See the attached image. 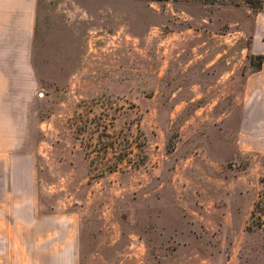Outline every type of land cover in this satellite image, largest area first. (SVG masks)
Listing matches in <instances>:
<instances>
[{"label":"rangeland","instance_id":"rangeland-1","mask_svg":"<svg viewBox=\"0 0 264 264\" xmlns=\"http://www.w3.org/2000/svg\"><path fill=\"white\" fill-rule=\"evenodd\" d=\"M38 16L0 206L76 212L81 264H264V0H38Z\"/></svg>","mask_w":264,"mask_h":264},{"label":"crops","instance_id":"crops-1","mask_svg":"<svg viewBox=\"0 0 264 264\" xmlns=\"http://www.w3.org/2000/svg\"><path fill=\"white\" fill-rule=\"evenodd\" d=\"M38 22V0H0V166L10 164L12 104L22 99L13 87L35 84ZM81 249L76 212L0 206V264H81Z\"/></svg>","mask_w":264,"mask_h":264},{"label":"trees","instance_id":"trees-1","mask_svg":"<svg viewBox=\"0 0 264 264\" xmlns=\"http://www.w3.org/2000/svg\"><path fill=\"white\" fill-rule=\"evenodd\" d=\"M258 57V67L264 62V53L257 55ZM262 187L258 192L257 199L254 202V207L251 212V223L253 227L264 226V176L261 178Z\"/></svg>","mask_w":264,"mask_h":264}]
</instances>
